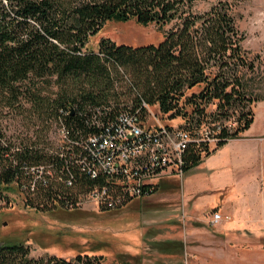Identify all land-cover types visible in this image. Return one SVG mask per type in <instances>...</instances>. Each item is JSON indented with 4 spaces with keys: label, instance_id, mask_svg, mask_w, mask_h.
Listing matches in <instances>:
<instances>
[{
    "label": "trees",
    "instance_id": "1",
    "mask_svg": "<svg viewBox=\"0 0 264 264\" xmlns=\"http://www.w3.org/2000/svg\"><path fill=\"white\" fill-rule=\"evenodd\" d=\"M236 1L219 0L197 13V0H0V103L27 128L13 141L0 125V212L12 205L11 187L41 213L76 210L96 187L107 186L115 199L100 205L102 212L131 203L106 176L92 178L83 167V145L99 131L95 117L107 122L129 112L146 122L149 105L169 122L184 120L179 127L196 140L187 149V172L243 138L255 121L245 112L251 104L245 77L254 63L236 25ZM131 21L172 27L158 43L102 38L97 50L89 47L107 24ZM233 118L235 129L227 125ZM54 123L66 131L57 147L47 142ZM206 128L214 151L203 141ZM0 264H102V258L38 259L17 242L0 243Z\"/></svg>",
    "mask_w": 264,
    "mask_h": 264
},
{
    "label": "rangeland",
    "instance_id": "2",
    "mask_svg": "<svg viewBox=\"0 0 264 264\" xmlns=\"http://www.w3.org/2000/svg\"><path fill=\"white\" fill-rule=\"evenodd\" d=\"M218 2L197 0L194 10L205 13ZM233 14L254 63L245 77L251 100L245 112L255 121L243 138L229 141L183 178L165 177L154 194L119 210L102 212L91 202L76 210L41 213L27 207L11 187L12 205L0 212V243L21 242L38 259L72 261L81 254L102 258V264H264V0H237ZM163 31L134 21L111 23L89 47L97 50L102 38L130 46L158 43ZM8 112L0 103V125L8 138L25 137L22 118ZM147 121L175 128L185 124L180 118L167 121L157 107H150ZM235 121L227 125L235 129ZM57 127L54 123L47 135L55 147L62 139ZM207 131L203 141L214 151L216 141ZM217 212L223 220L213 224Z\"/></svg>",
    "mask_w": 264,
    "mask_h": 264
},
{
    "label": "built area",
    "instance_id": "3",
    "mask_svg": "<svg viewBox=\"0 0 264 264\" xmlns=\"http://www.w3.org/2000/svg\"><path fill=\"white\" fill-rule=\"evenodd\" d=\"M145 107L150 109L149 105ZM92 122L99 131L91 134L83 145L86 153L83 167L92 178L106 176L107 181L121 188L124 198L149 197L152 194L145 193L165 177L180 179L187 173V149L196 140L186 128L148 125L147 120L143 122L137 114L129 112L107 122L95 117ZM60 133L66 137L64 128ZM85 197L84 204L94 202L97 207L115 203L107 186L96 187ZM123 197L117 202L123 201ZM222 220L218 212L211 218L213 224Z\"/></svg>",
    "mask_w": 264,
    "mask_h": 264
},
{
    "label": "crops",
    "instance_id": "4",
    "mask_svg": "<svg viewBox=\"0 0 264 264\" xmlns=\"http://www.w3.org/2000/svg\"><path fill=\"white\" fill-rule=\"evenodd\" d=\"M226 145H227V144H226ZM223 148H224V147H223ZM220 150H221V149H220ZM220 150H219V151H220ZM209 157H210V156H209ZM208 159H209V158H208Z\"/></svg>",
    "mask_w": 264,
    "mask_h": 264
},
{
    "label": "water",
    "instance_id": "5",
    "mask_svg": "<svg viewBox=\"0 0 264 264\" xmlns=\"http://www.w3.org/2000/svg\"><path fill=\"white\" fill-rule=\"evenodd\" d=\"M73 113H74V109H73Z\"/></svg>",
    "mask_w": 264,
    "mask_h": 264
}]
</instances>
